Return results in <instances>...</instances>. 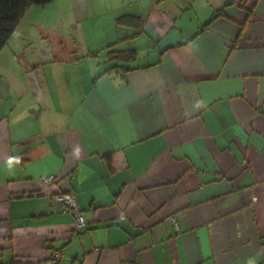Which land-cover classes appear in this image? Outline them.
<instances>
[{"label":"crops","instance_id":"1","mask_svg":"<svg viewBox=\"0 0 264 264\" xmlns=\"http://www.w3.org/2000/svg\"><path fill=\"white\" fill-rule=\"evenodd\" d=\"M208 5L25 8L70 42L0 59V264L54 250L58 264H264V0ZM123 14L144 19L138 35ZM73 21L80 36L97 24L98 44L131 48L136 63L74 54ZM127 40L145 41L147 59L117 47ZM60 191L75 195L83 228Z\"/></svg>","mask_w":264,"mask_h":264},{"label":"rangeland","instance_id":"2","mask_svg":"<svg viewBox=\"0 0 264 264\" xmlns=\"http://www.w3.org/2000/svg\"><path fill=\"white\" fill-rule=\"evenodd\" d=\"M226 0H217L218 7H221L222 3ZM210 7L214 5V0H208ZM221 3V4H219ZM214 7V6H213ZM194 11V10H193ZM190 12L186 15H184V19L192 18L193 20L197 19L198 14L196 13V16L194 15V12ZM183 19V20H184ZM37 21V20H36ZM33 18L30 16V11L24 12L22 17L17 23L15 33L12 37L7 41L3 49L0 51V59L3 60L6 58V56H50L51 50L58 46L61 47H68L69 46V39L62 38L64 42L60 41L55 35L48 34L47 30H42L41 27H39V21L36 22V25L34 24ZM94 24V22H92ZM87 25V24H86ZM47 27V26H45ZM85 27V26H84ZM66 32L75 33L78 35V41L77 44H74V54L80 53V51H83L84 55L86 54V49H89V51H93L92 53H95L98 51V54L96 53L93 56H97L94 59H91L93 63H99V64H114L116 61L107 60V45H105L103 48L98 43L101 40L100 31L97 27V24H94L92 27H89V32L85 33V35L80 36V24H77L75 21H73L72 24H69L67 28H65ZM91 31V32H90ZM62 42V44H60ZM68 43V44H67ZM78 48H77V46ZM112 45V44H110ZM135 46L138 52V60L141 59H147V55L145 54V41H126L125 43H122L121 45L117 46L118 48H127ZM99 47V48H98ZM102 50H101V48ZM100 49V50H98ZM97 50V51H95ZM82 55V54H79ZM110 61L109 63H107ZM136 63V61L132 62Z\"/></svg>","mask_w":264,"mask_h":264},{"label":"trees","instance_id":"3","mask_svg":"<svg viewBox=\"0 0 264 264\" xmlns=\"http://www.w3.org/2000/svg\"><path fill=\"white\" fill-rule=\"evenodd\" d=\"M51 0H0V51L3 49L10 37L13 36L16 26L22 17L26 7L30 5H44ZM242 2L243 0H239ZM223 8L217 10L214 16L202 25L205 28L210 21L218 15H224ZM118 24L129 25L135 29L131 35L136 36L143 28L144 19L139 15L123 14L116 18ZM113 45H107V60H117L120 62H129L136 59V52L129 49H112ZM95 53H90L93 56ZM98 54V53H97Z\"/></svg>","mask_w":264,"mask_h":264},{"label":"built area","instance_id":"4","mask_svg":"<svg viewBox=\"0 0 264 264\" xmlns=\"http://www.w3.org/2000/svg\"><path fill=\"white\" fill-rule=\"evenodd\" d=\"M54 180V175H48L43 178L45 183H51ZM62 205L64 211L70 212L75 218V224L79 228L85 226V218L77 204L75 195L70 191L57 192L54 196ZM98 249L97 247L95 248ZM62 252L60 250L52 251L48 258L43 260H37L33 264H58L62 258Z\"/></svg>","mask_w":264,"mask_h":264}]
</instances>
